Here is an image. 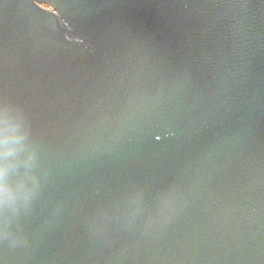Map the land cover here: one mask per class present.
Wrapping results in <instances>:
<instances>
[{"label":"water","instance_id":"water-1","mask_svg":"<svg viewBox=\"0 0 264 264\" xmlns=\"http://www.w3.org/2000/svg\"><path fill=\"white\" fill-rule=\"evenodd\" d=\"M0 94L3 264H264V0H0Z\"/></svg>","mask_w":264,"mask_h":264},{"label":"clouds","instance_id":"clouds-1","mask_svg":"<svg viewBox=\"0 0 264 264\" xmlns=\"http://www.w3.org/2000/svg\"><path fill=\"white\" fill-rule=\"evenodd\" d=\"M9 105L6 106L0 127V213L6 220V226L0 230V239L15 247L25 243L24 238L14 229L13 220L28 210L39 193V183L33 174L18 173L21 165L31 168L38 153L33 149L24 153L21 141L23 135L9 134Z\"/></svg>","mask_w":264,"mask_h":264},{"label":"snow or ice","instance_id":"snow-or-ice-1","mask_svg":"<svg viewBox=\"0 0 264 264\" xmlns=\"http://www.w3.org/2000/svg\"><path fill=\"white\" fill-rule=\"evenodd\" d=\"M58 15H60V13ZM12 102L16 103L17 105H19V106H21L22 108L25 109V107L23 105H21L19 102L15 101L11 97H9L7 94H0V127H2V117H3V114H4V110H5L6 106L9 105ZM156 138L159 139V137H156ZM140 187H141V185H139V184H137L135 182H132L124 190L128 191V192H134V191L139 190ZM5 226H6L5 217L3 216L2 213H0V230H2ZM12 227H14V226H12ZM0 264H3V260L2 259H0Z\"/></svg>","mask_w":264,"mask_h":264},{"label":"trees","instance_id":"trees-1","mask_svg":"<svg viewBox=\"0 0 264 264\" xmlns=\"http://www.w3.org/2000/svg\"><path fill=\"white\" fill-rule=\"evenodd\" d=\"M43 5H45V4H43ZM45 6H47V5H45Z\"/></svg>","mask_w":264,"mask_h":264}]
</instances>
